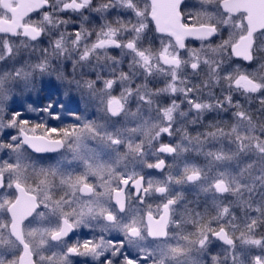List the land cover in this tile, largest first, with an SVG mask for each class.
I'll use <instances>...</instances> for the list:
<instances>
[{
    "label": "snow or ice",
    "instance_id": "1",
    "mask_svg": "<svg viewBox=\"0 0 264 264\" xmlns=\"http://www.w3.org/2000/svg\"><path fill=\"white\" fill-rule=\"evenodd\" d=\"M0 153V264H264V0H0Z\"/></svg>",
    "mask_w": 264,
    "mask_h": 264
},
{
    "label": "flooded vegetation",
    "instance_id": "2",
    "mask_svg": "<svg viewBox=\"0 0 264 264\" xmlns=\"http://www.w3.org/2000/svg\"><path fill=\"white\" fill-rule=\"evenodd\" d=\"M49 98H51L52 100H55L57 103H60L63 101V98L60 97L59 99H57L55 96L53 97H49L47 93H42L39 97H33L34 100L37 101V103H44L46 102ZM17 110H20V111H23V109L17 105ZM23 118H30V119H34V114L32 113H25V116ZM58 154H52V155H45V159L47 158H50V157H54ZM168 160H171V157H167ZM197 159V163H203L201 160H199L198 158ZM148 171H152L154 173V175L157 177V178H160L162 179L164 177V173H160V172H157L156 170H148ZM185 195L188 197V199H195L196 197V192L194 189H192L191 186H186L185 187ZM203 199V197H201V200Z\"/></svg>",
    "mask_w": 264,
    "mask_h": 264
},
{
    "label": "rangeland",
    "instance_id": "3",
    "mask_svg": "<svg viewBox=\"0 0 264 264\" xmlns=\"http://www.w3.org/2000/svg\"><path fill=\"white\" fill-rule=\"evenodd\" d=\"M4 154L3 153H0V158H3Z\"/></svg>",
    "mask_w": 264,
    "mask_h": 264
},
{
    "label": "water",
    "instance_id": "4",
    "mask_svg": "<svg viewBox=\"0 0 264 264\" xmlns=\"http://www.w3.org/2000/svg\"><path fill=\"white\" fill-rule=\"evenodd\" d=\"M47 155H52V154H47Z\"/></svg>",
    "mask_w": 264,
    "mask_h": 264
}]
</instances>
